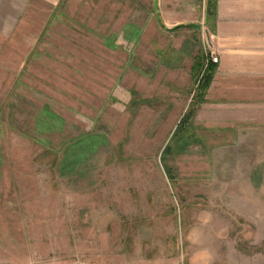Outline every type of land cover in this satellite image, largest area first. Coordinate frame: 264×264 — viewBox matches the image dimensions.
Returning a JSON list of instances; mask_svg holds the SVG:
<instances>
[{
	"label": "rangeland",
	"instance_id": "rangeland-1",
	"mask_svg": "<svg viewBox=\"0 0 264 264\" xmlns=\"http://www.w3.org/2000/svg\"><path fill=\"white\" fill-rule=\"evenodd\" d=\"M149 8L28 0L0 32V264H264V126L184 121L201 83Z\"/></svg>",
	"mask_w": 264,
	"mask_h": 264
},
{
	"label": "crops",
	"instance_id": "crops-1",
	"mask_svg": "<svg viewBox=\"0 0 264 264\" xmlns=\"http://www.w3.org/2000/svg\"><path fill=\"white\" fill-rule=\"evenodd\" d=\"M27 1L0 0L1 33H7V20L21 17ZM207 1L148 0L159 13L149 8L148 17L159 15L167 26L163 30L181 51L190 83L211 75L194 124L233 133L236 140L239 132L264 126V0H217L215 13L208 12ZM210 50L219 61L210 62L204 74Z\"/></svg>",
	"mask_w": 264,
	"mask_h": 264
},
{
	"label": "trees",
	"instance_id": "trees-1",
	"mask_svg": "<svg viewBox=\"0 0 264 264\" xmlns=\"http://www.w3.org/2000/svg\"><path fill=\"white\" fill-rule=\"evenodd\" d=\"M217 8V0H208L207 1V10L210 13H215ZM189 26H195V25H189ZM179 27V26H178ZM174 30V29H173ZM207 73V68L204 70V74ZM204 77V76H203ZM211 80V75L209 73L206 74L203 80H200V89L201 91L197 94L199 96L196 106L193 105L190 109L187 116H185L184 121L191 120L196 112L197 106L199 103H201L204 100L205 91L209 86Z\"/></svg>",
	"mask_w": 264,
	"mask_h": 264
},
{
	"label": "built area",
	"instance_id": "built-area-1",
	"mask_svg": "<svg viewBox=\"0 0 264 264\" xmlns=\"http://www.w3.org/2000/svg\"><path fill=\"white\" fill-rule=\"evenodd\" d=\"M218 61H219V57L213 51H211V50L208 51L206 53V61H205V64H204V69H206L208 67V64L210 62L217 63Z\"/></svg>",
	"mask_w": 264,
	"mask_h": 264
}]
</instances>
